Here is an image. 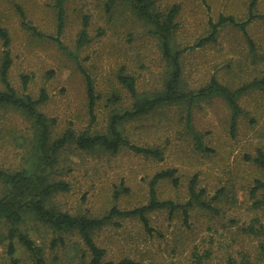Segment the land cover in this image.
<instances>
[{
	"label": "rangeland",
	"instance_id": "obj_1",
	"mask_svg": "<svg viewBox=\"0 0 264 264\" xmlns=\"http://www.w3.org/2000/svg\"><path fill=\"white\" fill-rule=\"evenodd\" d=\"M153 2L160 13L174 5L178 8L170 35L175 49L192 47L207 36L209 22H216L220 15L245 21L249 13L264 14V0ZM54 3L0 0V25L10 37L8 81L20 96L36 99L45 92L46 100L38 110L51 122L50 141L66 129L78 134H108L112 115L130 111L136 100L164 93L168 62L153 25L138 16L133 2L64 0L60 32ZM81 30L87 41L77 46ZM246 34L226 25L219 29L215 42L186 49L180 59V89L194 91L211 76L231 89L264 77V19H252ZM2 55L0 41V61ZM120 74L133 77L137 96L129 95L118 79ZM22 75L29 79L25 87ZM4 88L0 81V90ZM239 104L242 114L233 132L232 110L219 97L198 101L190 108L187 102L167 103L118 122V130L130 143L159 149L160 159L127 147L111 152L65 146L53 158L48 156L44 173L48 181L67 182L68 189L52 194L46 207L88 217H102L111 207L133 209L147 204L152 176L174 168L178 184L158 181L154 186L157 199L184 203L189 182L195 177L196 190H205L203 199L212 209L194 206L186 221L180 210L149 211L146 226L137 217H114L92 232L94 242L104 250L103 261L194 264L200 258L209 264H225L229 257L239 259L243 253L253 259L264 234L247 236L242 227L252 222L264 229V210L252 209L250 198L254 180H264V172L247 157L257 148L264 151V88L244 93ZM188 108L199 144L186 126ZM34 126L33 119L20 111L0 107L1 168L14 170L37 161ZM16 229L40 247L45 264H88L89 253L75 232H55L30 212ZM8 231L9 226L0 222V264H13L14 260L31 264L29 253L16 237L9 238Z\"/></svg>",
	"mask_w": 264,
	"mask_h": 264
},
{
	"label": "trees",
	"instance_id": "obj_2",
	"mask_svg": "<svg viewBox=\"0 0 264 264\" xmlns=\"http://www.w3.org/2000/svg\"><path fill=\"white\" fill-rule=\"evenodd\" d=\"M133 2V7L141 18L149 21L153 25V32L159 38L160 47L163 57L168 62L169 73L165 82V91L162 94L145 98L140 101L136 100L130 111H125L123 114H114L111 116L108 134L89 135L87 132L75 133L70 129H66L62 134L53 140L49 139L50 120L38 110V105L46 100V94L42 90L39 97L34 99L29 95L20 96L8 81V71L11 66V58L9 56L8 46L10 37L7 29L0 25V41L2 42L3 55L0 61V81L4 84V90H0V107H10L20 111L25 116L32 118L35 126V155L37 161L35 163L27 162L19 169L8 170L0 167V187L3 188V194L0 196V222L9 226V238L16 237L21 245L31 257V264H45L41 249L35 244L27 234L16 229V226L23 221L24 215L27 212L33 213L40 221L45 223L55 232H75L79 235L83 245L89 253L88 264H134L129 259H123L117 262L103 261L104 250L97 246L93 240V230L100 228L105 223L109 222L114 217H137L145 226L147 225V212L157 209H168L169 212L180 210L184 220L186 221L189 215V210L194 206L210 208L207 201L203 199L204 189L196 190V179L193 177L188 185V199L184 203H175L172 200H158L155 192V184L163 179L170 180L174 185H177L179 180L176 176L174 168L162 169L156 172L149 182V199L147 204L135 207L133 209L122 210L116 207H111L108 213L102 217H88L85 215H71L67 212L56 211L47 208L45 201L54 193L66 191L68 183L63 180L48 181L45 176L46 160L48 156L53 158L61 149L67 145H74L80 150H92L100 147L103 150L117 152L120 147L128 149L144 156L153 158H161L159 149L138 146L130 143L118 130L117 124L124 118H135L146 114L156 107L167 103L187 102L189 108L198 101L219 97L223 99L231 108L232 114L230 117V129L235 130L237 120L242 114V108L239 104V97L251 89L264 88V77L261 79H253L247 83L240 85L235 89H231L219 82L214 76H211L208 82L196 90L183 91L180 89L182 66L181 54L188 48L203 46L206 43L216 41L217 33L223 26L230 25L238 28L246 34L247 24L255 18H263L264 14L251 13L245 21H238L231 15H220L216 22L210 23L209 34L201 38L192 47L184 49L173 48L170 42V35L175 28L174 18L178 10L177 6H172L166 13H160L154 8L153 0H129ZM254 1V0H253ZM64 0H55L54 6L57 10V31L60 32L63 28L64 20ZM253 6V2L251 4ZM22 18H24L21 13ZM23 20V19H22ZM32 28V27H31ZM247 40L253 49V43L249 37ZM87 36L84 30L80 31L77 46L86 43ZM23 87L28 83L26 75L21 76ZM121 84L127 89L129 95L137 96L135 82L130 75H119ZM87 89L90 100H92V85L87 78ZM92 102V101H91ZM93 103V102H92ZM186 114V126L193 132L196 143H200L199 137L194 133L190 125V109ZM40 154V156L38 155ZM248 160L264 172V151L262 148H257L253 156L248 155ZM50 158V159H51ZM53 162V160H52ZM50 162V164L52 163ZM251 208L264 210V180L255 179L254 185L250 189ZM243 233L248 235L264 234L263 225L259 224L258 228L251 222L245 227H242ZM257 231L261 233L258 234ZM10 252L12 245L10 244ZM13 264H17L14 260ZM175 264V263H171ZM194 264H209L202 262L200 258H196ZM225 264H264V242L259 243L257 254L252 259L248 253H243L239 259L228 258Z\"/></svg>",
	"mask_w": 264,
	"mask_h": 264
},
{
	"label": "crops",
	"instance_id": "obj_3",
	"mask_svg": "<svg viewBox=\"0 0 264 264\" xmlns=\"http://www.w3.org/2000/svg\"><path fill=\"white\" fill-rule=\"evenodd\" d=\"M250 14H251V13H249V15H250ZM249 15H248V16H249Z\"/></svg>",
	"mask_w": 264,
	"mask_h": 264
}]
</instances>
